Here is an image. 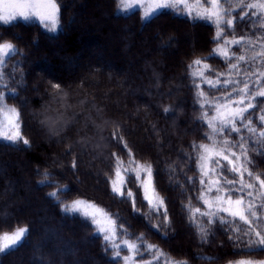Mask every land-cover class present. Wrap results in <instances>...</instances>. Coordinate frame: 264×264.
Wrapping results in <instances>:
<instances>
[{
    "label": "trees",
    "instance_id": "obj_1",
    "mask_svg": "<svg viewBox=\"0 0 264 264\" xmlns=\"http://www.w3.org/2000/svg\"><path fill=\"white\" fill-rule=\"evenodd\" d=\"M59 3L58 34L36 21L0 24V42L20 50L5 70L16 89L7 103L20 111L21 130L30 142H0V234L28 228L18 248L0 254V264H116L90 221L61 211L60 202L49 196L57 191L52 185L64 190L60 201L93 202L118 218L130 237L143 235L173 259L188 264H206L203 257L214 264L264 260V250L234 246L219 225H206L211 234L202 243L184 210L189 197L193 206L208 210L195 199L198 182H188L197 180L192 145L204 140L206 128L198 120L188 65L209 57L217 46L213 26L170 12L142 22L139 11L120 14L116 0ZM236 31L244 34L241 26ZM206 63L213 70L206 75L225 71L218 57ZM52 84L61 86L59 94ZM201 87L220 95L207 84ZM57 116L58 131L41 123ZM129 150L135 161L151 164L170 223L146 215L147 201L137 184L127 183L136 194L135 209L112 194L107 181L114 178L113 154L127 164ZM252 156L255 170L264 174V157ZM45 173L49 180L42 183Z\"/></svg>",
    "mask_w": 264,
    "mask_h": 264
},
{
    "label": "snow or ice",
    "instance_id": "obj_2",
    "mask_svg": "<svg viewBox=\"0 0 264 264\" xmlns=\"http://www.w3.org/2000/svg\"><path fill=\"white\" fill-rule=\"evenodd\" d=\"M61 7L59 0H0V24L8 25L17 18L36 19L46 31L55 32ZM116 7L124 13L139 10L142 22H152L170 12L193 23L213 26V41L217 46L209 57L195 59L188 65L195 102L200 109L198 120L206 125L204 140L192 145L198 177L197 180L189 178L188 182L193 185L198 182L200 189L195 199L208 210L193 206L191 197L184 204V210L202 243H207L211 234L206 225H219L230 233L228 238L234 246L264 250V174L255 170L252 156L264 157V0H116ZM237 26L242 27L243 35L237 34ZM17 55L20 50L14 43L0 42V142L27 146L30 142L21 130L20 111L7 103L9 96L15 97L16 89L11 83L13 76L5 70ZM211 57L222 59L225 66V71L217 72L214 77L206 75L213 71L206 63ZM17 67L18 64L12 66L13 73ZM202 84L220 95L206 92ZM51 87L60 93L59 84ZM41 123L49 131H58L54 126L61 123V117H45ZM113 137L116 138L115 133ZM122 140L118 138V142ZM113 155L114 178L110 176L107 181L112 194L122 201H130L135 209L136 194L127 188V183L137 184L143 190V200L147 201L146 215L164 224L170 223L165 201L155 190L151 164L135 161L130 150L127 164ZM130 172L135 179H131ZM48 180L45 173L42 183ZM52 186L57 191L49 196L60 202L61 211L90 221L93 232L100 235L105 251L116 264H188L187 260L173 259L158 246L148 243L143 235L130 237L124 225L117 223L118 218L93 202L60 201L64 190L59 185ZM204 217L206 221H202ZM153 227L161 230L160 225ZM27 233V227H17L0 234V254L18 248ZM202 259L206 264H214L210 257ZM229 264H264V260L241 259Z\"/></svg>",
    "mask_w": 264,
    "mask_h": 264
},
{
    "label": "rangeland",
    "instance_id": "obj_3",
    "mask_svg": "<svg viewBox=\"0 0 264 264\" xmlns=\"http://www.w3.org/2000/svg\"><path fill=\"white\" fill-rule=\"evenodd\" d=\"M137 11H139V10H137ZM134 12H136V11H134ZM119 13L120 14H122V15H130V14H132L133 12H127V13H124V12H120L119 11ZM19 20H23L22 18H17L15 21H19ZM14 21V22H15ZM30 21H36V22H38V20H36V19H32V20H30ZM13 23V22H12ZM39 23V22H38ZM61 31V25H60V23H59V26H58V29H57V31H55V32H50V33H52V34H58L59 32ZM45 134V133H44ZM215 193H213L212 195H214ZM82 200H85V199H82ZM85 201H88V200H85ZM91 202V201H90ZM96 205V204H95ZM99 207V206H98Z\"/></svg>",
    "mask_w": 264,
    "mask_h": 264
}]
</instances>
